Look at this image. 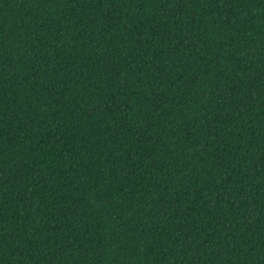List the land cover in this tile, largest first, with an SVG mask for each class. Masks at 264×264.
Instances as JSON below:
<instances>
[{
    "label": "trees",
    "instance_id": "1",
    "mask_svg": "<svg viewBox=\"0 0 264 264\" xmlns=\"http://www.w3.org/2000/svg\"><path fill=\"white\" fill-rule=\"evenodd\" d=\"M0 264H264V0H0Z\"/></svg>",
    "mask_w": 264,
    "mask_h": 264
}]
</instances>
